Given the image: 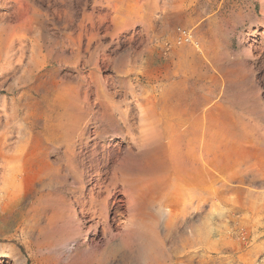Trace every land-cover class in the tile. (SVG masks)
<instances>
[{
  "label": "rangeland",
  "instance_id": "obj_1",
  "mask_svg": "<svg viewBox=\"0 0 264 264\" xmlns=\"http://www.w3.org/2000/svg\"><path fill=\"white\" fill-rule=\"evenodd\" d=\"M76 1H80L81 5ZM84 1L67 0L65 4L68 3L66 7L76 10L78 19L87 12L90 14L94 11L97 16L110 11L108 3H105L106 7L104 3V7H96L91 0ZM63 2L0 0V43L4 42L0 50V65L4 66L9 57L15 60L19 58V49L26 42L29 43L28 48L32 49V43L35 44L37 37V42L46 50L47 66L40 74L46 75L45 78L53 83L51 99L56 97L57 89L64 90V110L57 113L54 110L58 108L55 105L49 107L47 103L34 108L35 116L32 120L36 124L35 136L19 162L22 176L18 199L7 214L11 221L8 228L10 233L6 237L0 236V264H173L176 260L177 264H264V218L248 212L247 208L250 207L246 204L247 198L249 202L252 201V207L258 204V200L248 196L246 198L245 193L240 195L227 191L224 187L229 177L236 176L245 177L244 185L239 184L243 188H256L255 191H260L264 186L261 183L264 179L262 0H124L125 4L122 3L119 8L120 12L126 10L129 17L126 24L113 34L108 33V27L110 31L114 29L109 19L100 26L102 31L99 28L100 33L96 39L90 44L83 40V45H75L77 48L69 43L67 37L71 31L65 27ZM113 3L114 0H109L110 6L114 7ZM37 10L43 15L44 26L33 23ZM113 17L117 15L113 13ZM179 29L191 34L192 43L177 44ZM11 44L14 49L8 54V46ZM31 51L26 55L30 56ZM1 74L3 72L0 70V84L4 80ZM83 78L86 79L84 83L81 82ZM174 81L178 86L172 84ZM15 82L10 81L12 84ZM3 88L7 89V86ZM85 90L88 99L84 97ZM39 92L41 95L43 90ZM97 92L113 95L110 97L118 102L117 109L108 103L110 97H106L101 104L96 103ZM132 95L141 97L143 103H146L145 107L151 106L153 110L157 107L158 120L162 124L173 121L171 115L167 120L161 117L163 111H166L167 116L170 114L167 109L172 103L179 101L182 106L186 104L185 108L188 107L189 111L187 118L195 121L196 127L201 126V130L206 131L199 130L197 133L202 136L200 133L207 135L208 132L206 141L196 142V151L201 153L203 147L210 148L211 158L217 160L218 156L221 164L217 170L214 164L209 167L211 175L208 188L213 193L209 207L206 206L201 214L194 212V207L189 208V213L184 204L190 203L191 191L177 187L172 171L165 170L169 163L165 154L160 153L156 146L152 147V144L138 147L139 150L134 149L133 153L137 157L134 158L135 162L132 159L135 166L131 172L140 180L129 198L116 193L109 217V223H113L112 235L115 237L109 242V234L105 237L102 226L98 230L87 231L82 224L84 214H81L79 203L88 196L90 189L87 178L89 160L83 151L85 143L92 144L95 136L91 134V138H87L86 135V140L76 141L68 127V113L73 101H78V105L75 103L78 107L86 108L81 118L88 117L90 108H94L93 112L101 109L103 116L89 122L88 132L93 133L96 127L103 128V120L119 117L116 111L125 109V98L128 102L133 101L132 106H135L137 103ZM5 97L4 93H0L2 124ZM37 100L40 103V98ZM39 107L41 113L47 112L46 115L52 116L54 124L60 122V114L63 115L64 111V130L52 131L55 133L51 136L44 132L46 120L44 114H39ZM138 110H130L129 115L135 116ZM113 122L109 124L101 143L105 148L109 147L108 150L114 149L111 155L112 160H116L120 156H129L128 145L136 142L130 141L127 135H124V140L120 135L119 127L124 128L123 121H120V125ZM131 123H134V134L140 137L139 121L133 120ZM19 137L23 136L15 133L12 142ZM154 151L156 153L153 155ZM78 153L82 158L78 157ZM154 158L162 163L163 171L158 182L150 172L149 175L145 174L142 167L144 161ZM249 167L255 171L251 173ZM247 168L249 172L245 171ZM250 173L255 175L251 176ZM126 201L128 206L125 205ZM118 204L124 216L117 215L114 222L111 218L115 216L113 212ZM169 211L178 214L174 224ZM209 212L213 215H209ZM222 221L226 222L227 227L221 226ZM236 233L238 236L234 235ZM122 236L126 238L122 239ZM126 240L128 246L126 248L124 245L123 248L120 241ZM188 242L194 245L189 250L193 252L192 255L174 261V254L181 255Z\"/></svg>",
  "mask_w": 264,
  "mask_h": 264
},
{
  "label": "bare ground",
  "instance_id": "obj_2",
  "mask_svg": "<svg viewBox=\"0 0 264 264\" xmlns=\"http://www.w3.org/2000/svg\"><path fill=\"white\" fill-rule=\"evenodd\" d=\"M85 1L90 2V0H85ZM91 1L95 4L96 7H101L103 5V3L105 6V3H108V8L110 9L109 13L108 14L103 13V14H99V15L95 16L96 14L94 11H93V13L91 12L90 14H87L88 13L86 11L87 9L86 10L84 9L87 13L85 15L83 14L82 15L83 17H81V14H80L81 18L78 19V16L76 15L77 12H75L76 10L72 9L73 7L72 8L66 7V5H68V3L65 4V2H67V0L66 1L64 0V2H63L64 8L63 7L62 8L64 11H63V13L62 12L61 13L64 14L63 18L65 19V21H66L65 23L67 24V26H65V27H67V29L69 31H71L70 35L67 36L69 43L70 42L73 43L74 46L76 44L81 45L83 40H86L90 44L94 39L97 38L98 34L100 33V32H98L101 30L100 26L103 23L108 22L109 19L114 24V29H112L110 31L109 27H108L106 31L108 33L111 32L112 34L115 31L119 30L122 27V25H125L126 22L129 20V17L125 12L126 10L123 12H120L121 8H119V6L123 3L124 0H114L115 1V3H113L114 7L110 6L111 3L109 4V0L108 1L107 0H91ZM110 1H113V0H110ZM58 2H59V0H58ZM63 3H61V4L63 5ZM69 3H70V1H69ZM76 3H80V5H81L80 1H76ZM82 4L86 5V3H83V2H82ZM123 4H125V3H123ZM69 6H74V5H69ZM104 6H102V7H104ZM77 7H79V5ZM96 7H94V9ZM59 8H61V7H59ZM59 8H58V10H59ZM262 8L264 10V0H262ZM55 11H57V8ZM95 11H97V10H95ZM40 12L41 11H39V10L35 11L33 23L36 24V26L37 25L38 26H40V25L44 26L42 24L43 23V19H42L43 15ZM113 13H115L117 15V17L114 18ZM54 14H55V12H54ZM54 14L52 16H55ZM44 21L46 22L45 19H44ZM36 28L37 27H35L34 29H36ZM99 28H100V30H99ZM36 30H38V29H36ZM34 32H36V31L34 30ZM108 33H106V34H108ZM113 37H115V36H113ZM36 39H37V37L35 38V41L33 40L35 42L34 45L31 42L32 43V46H31L32 49L28 48L29 43H27L25 41L26 42L25 45H22L21 49H19V52L21 53L19 58H17L15 60V59L9 57L6 61V63L4 64V66L0 65V66H2L0 68V70L3 72V74H1V76L4 79L2 84H0V93H4L6 95V97L3 99V105L4 106L2 107L3 108L2 114L4 113V115H1L3 120H4V123L2 124L0 122L1 123L0 124V236H4V237H6L7 234L10 233V229H8V228H9V224L11 221H10L9 217L7 216V214L10 212L11 208L14 207V205L17 203V199H18V196H17L18 186H19V182H20V177L22 176L21 175L22 174L21 168L19 166V162H20L21 157L25 154L24 152L28 151V147H29L32 139L35 136L34 135V131H35L34 127H36V124H35V120L34 121L32 120V118H34V116H35L34 108L38 107L39 104H43V103H47V105L49 107L51 105L52 106L55 105V107H57L58 109H56L54 111L57 113L60 112L64 108V105H63L64 104V90L57 89L58 93H57L56 97L55 98L52 97V99H51L50 94H51L52 89L54 88L53 83L51 82V80L49 81L47 79V77L45 78L46 75L44 76V75L40 74V71L44 70L47 66V64H46L47 63V61H46L47 56H46V54H44L46 50L42 49L41 45L39 44V42H37L38 40H36ZM3 46H4V42H2V44L0 43V50L3 48ZM87 46H89V45L87 44ZM81 48H82V46H81ZM13 49H14L13 44L9 45L8 46L9 52L7 51L8 54H10ZM30 50H32L31 54H30V56H27L26 54ZM47 54H49V56L51 55L48 52H47ZM78 55H79V53H78ZM1 58H2V56L0 57V60H1ZM48 59L50 60V58H48ZM26 60H28V63L26 62ZM4 71H6V72H4ZM18 74H20V76L17 77ZM186 77H187V75H186ZM175 78H178V76L175 75ZM11 80H14V82L17 81L18 83L15 82V84H12V83H10ZM84 81H86V79L85 80H84V78L81 79L82 83H84ZM175 81L172 84L175 85V87H176L177 82H175ZM4 86H7V89H4L3 88ZM55 86H57V85L55 84ZM58 86H60V85H58ZM40 89L43 90V93L41 95L39 92ZM85 92H86V90H85ZM169 92L170 91H168V93ZM84 95H85L84 97L87 98L88 92H86ZM110 95L111 94L103 95L100 92H97L98 98H97L96 103L101 104V102L106 97H110ZM115 95H116V93L114 94V96ZM111 96H113V95H111ZM132 96L134 97V99L137 103L135 106H132L133 101L128 102L127 99L125 98V100L123 101V105L125 106V109L123 108V110H122V108H121V109H118L116 111V112H118L120 118L118 117L119 118L118 119L116 117L117 119L112 118V119H109L106 121L103 120L101 122L102 123L101 127H103V128L100 129V127H96L94 132L92 131L93 133H91L90 131L88 132V125L92 119H98L99 117L101 118L103 116L104 113L101 112V109L100 110L97 109L98 112H93L94 108L93 109L90 108V112H88V114H87L88 117L87 118L85 117L86 119L82 117L83 118V120H82L81 114H83V116H84V113H85L84 110L86 108L84 109L83 106L78 107L77 106L78 101L77 102L75 101V103L77 105L73 101L71 103L72 107L70 109V112L69 113L67 112L68 116H69L68 127L70 128V132L71 131L73 132V135L76 138V141L78 140V141L82 142V140H86L85 139L86 135H87V138H91V134L95 136V138L93 139L95 141H93L92 144L85 143V145H84L85 151H83L84 156H87V158L89 160V165H88L89 168L87 171V178H88V183H90V189H89V193H87L88 194V196L86 197L87 199L84 198V201L79 203L80 209H81V214H84L82 224H84V228L87 231H91L93 229L98 230V227L102 226L103 231L105 233V237H106L107 233L109 234L108 235L109 240L107 239L109 242L112 239V237H115L112 235V234H114V233H112V230H113L112 224L113 223L112 224L109 223V217H110L113 205L115 204L114 201L116 200V193L123 194L126 199L129 198L132 195V192L134 190V186L140 180V178H138L136 175H134L131 172V171H133L132 167L135 166V165L133 166L134 158L137 157L133 153L134 149H136V148L138 149V147L139 148L144 147L146 144H150V145L152 144L153 145V146L151 145L152 147L156 146L155 148H157L160 153L163 152L165 154L166 158H168L167 160H169V163L166 164L167 166L165 165L166 166L165 170L167 172L172 171L174 180H176V183H178V185L176 184L177 187L183 188V189H189L191 191L190 195H189L190 199L188 198L190 201V203H189L190 205L188 203L184 204L185 205L184 207L186 208V209L185 208L184 209L189 211V208L193 209V207H194V212H196L197 214H201L202 211L205 209V207L208 206L210 204V202L213 200L212 199L213 193L211 192L210 187L208 188L209 182H210L209 179H210V175H211L209 167H211L214 164V167L216 169L221 164L218 161V156H217V160L212 159L213 157L211 158L212 152H210L211 151L210 148L208 149V147L205 146L202 148L203 150L201 153H200V151H198V152L196 151L197 150V149H195L196 148L195 147L196 142L200 143L201 141L202 142L206 141L205 137L208 135V132H207V135H205V133L204 134L200 133V134H202V136L199 135V133H197V132H199V130H201L203 128L201 126H198L197 124H196L197 125V127H196L195 121L193 122V120L191 121V119L187 118L189 115V111L187 110L188 107L185 108L186 104H184L183 105L184 107H183L179 101H176V103L175 102L172 103V106L170 108L168 107V109H167L170 114L167 116V113H165L166 111H163L161 113L162 116L161 115L160 116L166 117V120H167V118L171 115V117L173 116L172 117L173 121L164 122L162 124L161 120H158V115H159L158 113L159 112L156 111L157 107H156V110L155 109L153 110V107H151V106L145 107L144 104H146V103H143V100L140 99L141 97L139 98V96H136V95H132ZM141 96H143V95H141ZM37 98H40V103L38 102ZM146 98H148V97H146ZM179 98H178V100H180ZM75 100H76V98H75ZM167 101H168V99H167ZM96 103H94V104L96 105ZM108 103H110V105H114V107H116V109H117V103L118 102L116 103V101L114 100V97H112L111 101H109ZM155 105H156V103H155ZM134 108L139 109L137 111L138 114L131 117L129 115L130 114L129 112L132 109L134 110ZM39 109H40V107H39ZM95 110H96V108H95ZM40 113H41V109L39 110V114ZM46 113L45 112L41 113V114H44L45 120H46V125L44 127V129L46 131H44V132L49 133V135L51 136L55 132L63 131L64 130V124H65L64 123V111H63V115L60 114V116H61L60 122H58L56 124H54V122L52 121L53 120L52 116L46 115ZM206 114H208V113H206ZM66 116H65V118H66ZM185 116H186V118H185ZM107 118H109V117H107ZM189 118H191V117H189ZM203 118H205V117H203ZM206 118H208V117H206ZM160 119H162V118H160ZM133 120H135V122L139 121V124H137V123L136 124L140 125L139 128L142 130V131L140 130V132H141L140 137H137L134 134V132H135L134 128H133L134 123H131V121H133ZM111 121L117 122V123H119V125H120V121H123V125H124L123 127L124 128L122 129V126L119 127L120 135L123 136L124 140H125V136L127 135V137L128 136L130 137V141L136 142L133 145H128L129 146V148H128L129 149V151H128L129 156H125V157L120 156L116 160H112L111 154H112V150H114V149L108 150L109 147L105 148L104 145L101 143L102 142L101 139H103V136H105L106 131L109 129V127H110L109 124L111 123ZM41 127H43V126H41ZM204 128L206 129V127H204ZM124 129H126V130L124 131ZM52 131H55V132H52ZM201 131H203V130H201ZM68 132H69V130H68ZM137 132H139V130ZM203 132H206V131H203ZM15 133H17L19 135L21 134V136H23V137L22 138L19 137V138H17V141L12 142V139H14V137H15ZM67 134H70V133H67ZM37 136H39V134ZM67 138H69V137H67ZM72 139H73V137H72ZM207 143H206V145L209 146ZM76 144H77V142H76ZM67 145H70V144H67ZM82 146H83V144H82ZM113 146H115V145H113ZM116 146H117V143H116ZM89 148H92V149L87 151ZM147 148H149V147H147ZM199 149H201V148H199ZM81 153H82V151H81ZM154 153H156V152L154 151L153 155H154ZM196 153H199V154H196ZM77 155L79 158H82L80 156L81 154L79 155V153H78ZM132 159H133V161H132ZM151 159H153V158H151ZM154 159L155 160L149 159L147 161H144L145 164L142 167L145 170V171L143 170L145 172V174L149 175V172H150V174L154 177V180L156 182H158L160 180V177H161L162 171H163V170H161L162 163L158 162L159 159L158 160L156 158H154ZM136 162H138V161H136ZM142 163H143V161H142ZM238 163H240V161H238ZM238 163H236V164H238ZM163 167H162V169H163ZM249 168H250L249 170L252 169V167H249ZM140 170H141V168H140ZM247 170H248V168L245 171H247ZM249 170H248V172H249ZM253 170H254V168H253ZM253 170H251L250 172L253 173L252 172ZM135 173H136V170H135ZM240 173H241V171H240ZM251 173H250V175H251ZM254 175H251V176H254ZM257 176H258V174H257ZM257 176H256V178H254V177L253 178L256 180ZM244 178L245 177H243V176H238V177L236 176V177H231V178L229 177V180L227 179L228 184H224L225 185L224 187L227 191H230L233 193H237V194L240 193V195L245 193L246 198L248 196L249 198L257 199L258 204H256V206L254 204L253 207L251 205L252 201L249 202L248 198L246 199L247 200L246 204L248 207H250V208H247L248 209L247 211L250 212L252 215H257V216L264 218V186L261 187L263 189L259 188V189H261L260 191H258V189H257V191H255L254 189H256V188H254L253 190L243 188V186H240L239 184H243V182L245 180ZM259 178H260V176H259ZM260 179H262V178H260ZM255 180H254V182H255ZM261 181H259V182H261ZM263 181H264V179H263ZM263 181L261 182L262 184L264 183ZM226 183H227V181H226ZM255 184H256V182H255ZM220 188H222V187H220ZM132 199H133V197H132ZM110 200H112L111 205H109ZM236 200L237 199H233V201H236ZM253 201H256V200H253ZM119 202H122V200H119ZM129 202H130V200H129ZM31 204H33V203H31ZM125 205H127V201H126ZM120 208H121L120 204H118V206H116L114 208L115 210L113 212V215L115 214V216H113V218H111L112 221L115 222V217L117 215L124 216L122 211H120ZM127 210H129V208H127ZM44 211L45 210H43L42 212H44ZM191 211H193V210H191ZM232 211H234V209ZM189 213H190V211H189ZM168 214H169L170 218L172 217L171 221L174 224V221H176L178 214L174 211H169ZM211 214L212 213L209 212V215H211ZM228 214H230V213H228ZM51 215H52V213H51ZM188 215H190V214H188ZM191 215H192V213H191ZM221 215H223V214H221ZM132 217H134V216H132ZM190 218H191V216H190ZM86 224H90V225L86 226ZM220 224L224 228L227 227L225 221L220 222ZM217 227L220 228V226H217ZM3 228H4V230H3ZM84 228H81V230H83ZM121 233H123V231H121ZM125 234L130 236L128 233H125ZM119 235H120V233L118 234V237L121 236V235L120 236ZM234 235L238 236L237 233ZM123 236H122V239L126 238ZM85 240H87V237H85ZM102 241L106 242V240H102ZM123 241H125V240H123ZM120 242L123 245V248H124V245L126 247L127 240H126V242H122V241H120ZM192 247L194 248L193 242L186 243L185 247H184L185 251L183 250L182 251L183 253L181 255L180 254H176V255L174 254L173 260L175 261V259L186 258V257L189 258L193 253V252L189 251V250H191ZM176 261L173 262V264H177Z\"/></svg>",
  "mask_w": 264,
  "mask_h": 264
},
{
  "label": "built area",
  "instance_id": "obj_3",
  "mask_svg": "<svg viewBox=\"0 0 264 264\" xmlns=\"http://www.w3.org/2000/svg\"><path fill=\"white\" fill-rule=\"evenodd\" d=\"M192 41L193 39L191 34H189L186 30H178V35L176 37L177 44L192 43Z\"/></svg>",
  "mask_w": 264,
  "mask_h": 264
}]
</instances>
